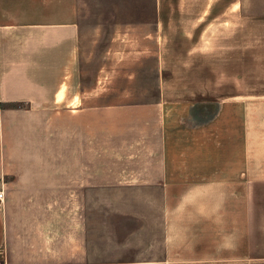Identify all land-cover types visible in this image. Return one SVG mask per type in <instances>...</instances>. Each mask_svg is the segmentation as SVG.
Instances as JSON below:
<instances>
[{"label":"crops","instance_id":"crops-1","mask_svg":"<svg viewBox=\"0 0 264 264\" xmlns=\"http://www.w3.org/2000/svg\"><path fill=\"white\" fill-rule=\"evenodd\" d=\"M79 11V0H0V264H264V90L97 106ZM102 195L141 197L97 226L86 198ZM155 204L162 258L143 260Z\"/></svg>","mask_w":264,"mask_h":264},{"label":"rangeland","instance_id":"rangeland-1","mask_svg":"<svg viewBox=\"0 0 264 264\" xmlns=\"http://www.w3.org/2000/svg\"><path fill=\"white\" fill-rule=\"evenodd\" d=\"M79 10L83 90L95 95L97 106L215 104L264 90V69L246 70L264 64V0H79ZM158 23L165 29L143 27ZM127 25L140 31L113 33ZM140 197H87L88 217L97 226L114 225L110 212ZM151 198L158 200L157 194ZM155 205L147 215L151 225L139 227L150 233L154 252L143 260L162 258V217ZM108 235L104 247L111 256L118 241ZM119 260L135 259L106 261Z\"/></svg>","mask_w":264,"mask_h":264},{"label":"built area","instance_id":"built-area-1","mask_svg":"<svg viewBox=\"0 0 264 264\" xmlns=\"http://www.w3.org/2000/svg\"><path fill=\"white\" fill-rule=\"evenodd\" d=\"M6 199V193L5 191L0 189V203H3Z\"/></svg>","mask_w":264,"mask_h":264}]
</instances>
